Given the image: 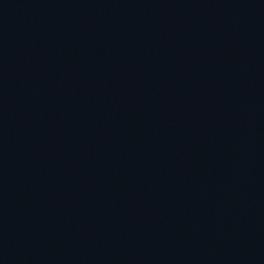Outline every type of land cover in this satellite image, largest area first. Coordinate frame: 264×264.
Returning a JSON list of instances; mask_svg holds the SVG:
<instances>
[{"label":"water","instance_id":"1","mask_svg":"<svg viewBox=\"0 0 264 264\" xmlns=\"http://www.w3.org/2000/svg\"><path fill=\"white\" fill-rule=\"evenodd\" d=\"M0 264H264V0H0Z\"/></svg>","mask_w":264,"mask_h":264}]
</instances>
